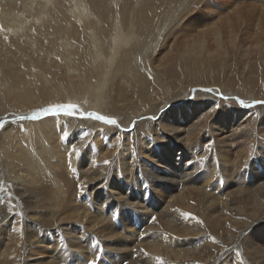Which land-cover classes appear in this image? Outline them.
<instances>
[{
    "label": "bare ground",
    "instance_id": "obj_1",
    "mask_svg": "<svg viewBox=\"0 0 264 264\" xmlns=\"http://www.w3.org/2000/svg\"><path fill=\"white\" fill-rule=\"evenodd\" d=\"M204 1L0 0V264H264L263 0Z\"/></svg>",
    "mask_w": 264,
    "mask_h": 264
},
{
    "label": "rangeland",
    "instance_id": "obj_2",
    "mask_svg": "<svg viewBox=\"0 0 264 264\" xmlns=\"http://www.w3.org/2000/svg\"><path fill=\"white\" fill-rule=\"evenodd\" d=\"M208 1V2H207ZM228 1H231V2H233L234 3V0H222V1H220L219 2V0H205L202 4H201V9H202V11H203V14L202 13H200V15L199 14H193L190 18H189V24H188V29H189V27H198V25H200V24H205L204 23V19H202V16H206V15H208V18H207V20L210 18V16L214 13V11H215V9H214V7L213 6H210L209 4H211L212 3V5H214V6H220V5H222L223 3H225V2H228ZM243 1H246V2H248L249 0H243ZM253 1H256L257 3H261V2H263V5H262V7H264V0L263 1H261L260 2V0H253ZM208 4V6H207V4ZM218 3V4H217ZM207 9H206V8ZM206 10H205V9ZM209 9H212V10H209ZM165 11V8H162L159 12H158V15L159 16H161V14L163 13ZM213 12V13H212ZM225 12V11H224ZM201 21V22H200ZM203 21V22H202ZM199 22H200V24H199ZM209 22H212L211 20H208V22L207 23H209ZM193 29H196V28H193ZM186 31H187V28H186ZM186 31H177V32H175V31H173L172 29H171V31H170V33L166 36V38H165V44H164V48L162 49L163 50V54L162 55H164L165 57H166V55L168 54V53H170V52H172V53H177L178 52V50L179 49H181L182 48V46H183V44H184V42H185V40L187 39V36H188V33L186 32ZM194 34L196 33V31H194L193 32ZM254 48V47H253ZM263 63H264V61H263ZM258 65H261L260 63H257ZM73 69H71V71H72ZM206 90V89H205ZM219 97V96H218ZM195 98V97H194ZM192 99L191 98V100H195V99H197V98H195V99ZM231 101V100H230ZM235 101V100H234ZM236 102V101H235ZM181 104H183V103H180L179 105H181ZM79 106H82V105H80V104H78ZM237 105H239V106H241V104H239L238 102H237ZM83 107V106H82ZM242 108H250L251 106H248V105H244V106H241ZM84 108V107H83ZM91 108L92 107H90V108H88L87 110H91ZM231 110H233L234 108L233 107H231L230 108ZM250 110H247V111H245V112H249ZM38 115L39 116H42L43 114L41 113V112H39L38 113ZM54 115H56V114H54ZM229 115H230V113L229 114H227V117H229ZM197 116V115H196ZM196 116L195 117H193V119H191L189 122H187L186 123V125H189V126H191V124H190V122L192 121V120H194L195 118H196ZM148 118V117H147ZM222 119L220 118L219 119V121L218 122H216V124L217 125H221L222 124ZM243 123V122H242ZM244 125H246V122H244L243 123ZM247 126V125H246ZM251 127L252 125H248V127ZM219 128V127H218ZM218 128H216L217 130H218ZM257 162H259L260 160L258 159V158H256L255 159ZM258 165H256V168L259 170V172H260V169L257 167ZM256 169V170H257Z\"/></svg>",
    "mask_w": 264,
    "mask_h": 264
},
{
    "label": "snow or ice",
    "instance_id": "obj_3",
    "mask_svg": "<svg viewBox=\"0 0 264 264\" xmlns=\"http://www.w3.org/2000/svg\"><path fill=\"white\" fill-rule=\"evenodd\" d=\"M205 91H212L211 89H207ZM241 104L244 103V101H240ZM255 103L257 104H261V105H264V100H258V101H255ZM74 110H78V105L76 104H73V103H67V104H56V105H50L49 107L47 108H44L42 109L41 111L47 115L49 113L51 114H57L58 112H65L67 115H75L76 112ZM82 116L83 115H87V116H90V117H93L95 120H98V121H103L105 122L106 124H109V125H116L118 123V121L113 118V117H109V116H105V115H100L98 113H95V112H89V113H84V112H81L80 113ZM32 119V120H36V119H39V115L37 113H34L32 116L30 117H21V119ZM152 119H155V117H152ZM133 126H135V123L133 124ZM0 128H3V123H0ZM105 164H108V163H111V161H108V160H105L104 161ZM185 216H189L191 215L190 213H185L184 214ZM155 219V218H153ZM23 231V229L21 228V232ZM103 254V249H98V252H97V258L96 259H93L91 261H89V264H99V256ZM147 255V253H145Z\"/></svg>",
    "mask_w": 264,
    "mask_h": 264
}]
</instances>
